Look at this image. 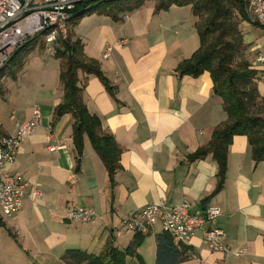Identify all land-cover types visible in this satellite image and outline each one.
Wrapping results in <instances>:
<instances>
[{"label":"crops","instance_id":"0c3cea01","mask_svg":"<svg viewBox=\"0 0 264 264\" xmlns=\"http://www.w3.org/2000/svg\"><path fill=\"white\" fill-rule=\"evenodd\" d=\"M194 23L190 6L173 5L156 12L155 1L147 0L121 21L93 13L73 27L72 39L81 40L85 56L97 61L114 88L113 99L96 77L79 73L88 112L101 120L122 149L112 187L86 137L75 171L73 119L54 116L62 90L59 60L53 54L35 49L15 79L2 80L0 136L14 135L34 107L39 109L36 130L5 168L20 173L43 193V200L34 204L26 199L9 218L0 211V264H64L61 257L70 249L93 255L109 248L124 250L134 235H114L123 218L129 211L159 202H185L191 213L210 205L221 211L211 226L224 231L228 252L209 251L198 230L188 245L189 258L180 264H264V163L253 160L246 137L232 138L219 193L213 194L217 165L212 156L187 159L226 119L208 72L196 78L177 73L178 65L199 48ZM241 31L263 96L264 65L255 66L254 61L264 52V28L243 22ZM106 46L112 50L103 59ZM50 145L59 149L48 150ZM72 207L93 209L97 219L71 223L66 212ZM160 233L156 226L138 248L144 264H155ZM127 261L137 264L133 257Z\"/></svg>","mask_w":264,"mask_h":264},{"label":"trees","instance_id":"16d2710c","mask_svg":"<svg viewBox=\"0 0 264 264\" xmlns=\"http://www.w3.org/2000/svg\"><path fill=\"white\" fill-rule=\"evenodd\" d=\"M147 0H86L77 3L70 12L66 37L59 36L54 57L59 60V86L62 99L54 109L56 119L70 115L73 119L72 143L76 154L75 171L80 162L86 137L100 158L107 172L111 187L115 173L120 169L122 152L111 134L103 128L101 120L88 112L84 101V84L79 83V73L96 77L114 99V88L101 71L97 61L85 56L83 44L72 39L71 33L77 22L97 13L121 21L125 14L139 9ZM155 11H165L171 6H190L195 18L199 48L177 67L180 77H199L208 72L212 93L222 102L226 114L224 122L216 126L210 140L187 157L189 162L211 155L217 165L216 188L219 193L225 182L228 147L234 136L246 137L255 162L264 163V95L257 89V71L246 58L241 24L248 21V0H154ZM255 27L264 28L259 25ZM35 49H44V33L27 39L20 45L8 62L0 69V96L5 89L4 78L15 79L25 59ZM0 226H3L0 220ZM9 235L11 233L7 231ZM145 237L134 235L124 250L109 248L103 254H88L78 249L64 252V264H130L128 257L144 264L137 250ZM190 248L174 243L166 233L156 236L155 264H180L190 256Z\"/></svg>","mask_w":264,"mask_h":264},{"label":"built area","instance_id":"2783aa9c","mask_svg":"<svg viewBox=\"0 0 264 264\" xmlns=\"http://www.w3.org/2000/svg\"><path fill=\"white\" fill-rule=\"evenodd\" d=\"M82 1L86 0H0V69L20 45L40 33H44V49L54 55L59 36L66 37L71 10ZM246 15V23L264 27V0H248ZM124 43L122 40L121 44ZM111 50V46H106L103 59L109 57ZM254 65H264V52L257 54ZM39 121V109L35 106L30 119L20 123L14 135L0 136V211L3 218L20 211L26 199L34 204L43 200V193L32 188L20 173L5 168L13 164L22 143L34 133ZM57 149L58 146L48 147L51 151ZM220 215L217 206H206L197 213H191L190 205L185 202H159L129 211L114 235L119 237L131 233L145 237L159 226L173 240L188 246L194 234L201 230L209 251L228 252L224 231L211 226ZM66 216L71 223L80 224L97 219L95 211L85 207H72Z\"/></svg>","mask_w":264,"mask_h":264},{"label":"rangeland","instance_id":"374dc122","mask_svg":"<svg viewBox=\"0 0 264 264\" xmlns=\"http://www.w3.org/2000/svg\"><path fill=\"white\" fill-rule=\"evenodd\" d=\"M259 32H261V30H259V31H256V33H258V34H259Z\"/></svg>","mask_w":264,"mask_h":264}]
</instances>
